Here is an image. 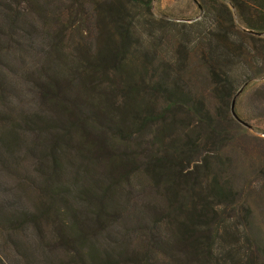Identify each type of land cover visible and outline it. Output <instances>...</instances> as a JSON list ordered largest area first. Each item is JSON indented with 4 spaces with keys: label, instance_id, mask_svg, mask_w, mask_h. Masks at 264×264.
<instances>
[{
    "label": "trees",
    "instance_id": "trees-1",
    "mask_svg": "<svg viewBox=\"0 0 264 264\" xmlns=\"http://www.w3.org/2000/svg\"><path fill=\"white\" fill-rule=\"evenodd\" d=\"M194 1L0 0V264H264V0Z\"/></svg>",
    "mask_w": 264,
    "mask_h": 264
},
{
    "label": "rangeland",
    "instance_id": "rangeland-1",
    "mask_svg": "<svg viewBox=\"0 0 264 264\" xmlns=\"http://www.w3.org/2000/svg\"><path fill=\"white\" fill-rule=\"evenodd\" d=\"M154 7L156 10L163 11L169 15L187 16L197 12V6L192 0H155ZM236 22L238 23L237 19ZM255 88L256 85L251 86L250 88L248 87V89L243 91L235 101V108L239 115H241L245 119L253 117L250 121L252 125H258L260 121V118H254L259 117L260 115V106L258 105V97L260 96L257 95ZM250 133L254 134L253 131H250ZM234 135L237 141L240 142L239 135L236 133H234ZM260 137H264V135H261ZM257 145L262 150L263 161L264 142L257 143ZM232 149L233 147H229L225 152V155H228L229 158H231V156L233 157V163L231 165L230 171L229 168L227 170L232 186L237 189H244L247 186L246 184H252L254 181L255 183H257L255 178L260 168L259 162L253 161V164H251L250 161L246 162V158H244L243 156L241 157L239 154L233 153ZM13 183V180L6 179L5 173L0 168V191H3V187L6 189L8 187L13 188ZM0 195V199L3 201L12 200L8 192H0ZM249 200L252 201L251 203H255L258 201V196L256 195L255 191L250 193ZM17 202L18 207H30V205L35 202L34 194L30 192L29 194L27 193L20 195L19 200L17 199Z\"/></svg>",
    "mask_w": 264,
    "mask_h": 264
},
{
    "label": "water",
    "instance_id": "water-1",
    "mask_svg": "<svg viewBox=\"0 0 264 264\" xmlns=\"http://www.w3.org/2000/svg\"><path fill=\"white\" fill-rule=\"evenodd\" d=\"M193 1H194V0H193ZM194 3H196V2L194 1ZM198 8H199V7H198ZM251 33H252V32H251ZM252 34L257 35V36L260 35V34H258V33H252ZM242 89H243V88H241V89L236 93V95L233 97V99H232V101H231V104H230V114H231L232 118H233L238 124H240L241 126L247 128V129H251L250 125H248L245 121L241 120V119L236 115V113H235V111H234V108H235V100H236V98L238 97V95L241 93Z\"/></svg>",
    "mask_w": 264,
    "mask_h": 264
}]
</instances>
